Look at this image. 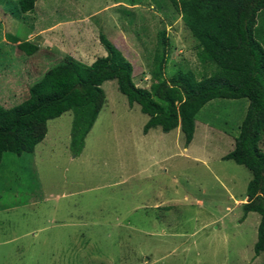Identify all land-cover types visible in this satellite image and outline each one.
<instances>
[{
    "label": "rangeland",
    "instance_id": "1",
    "mask_svg": "<svg viewBox=\"0 0 264 264\" xmlns=\"http://www.w3.org/2000/svg\"><path fill=\"white\" fill-rule=\"evenodd\" d=\"M163 29L167 79L179 71L198 79L210 73L168 0H39L27 14L18 0H0V104L24 102L67 56L87 65L106 56L101 37L123 52L135 83L148 89ZM22 41L39 51L26 55ZM102 88L106 103L81 152L72 146L67 112L48 123L35 153L4 156L0 264H264V254L255 253L261 216L242 207L253 174L223 160L249 101L208 103L187 150L180 128L145 135L149 117L129 104L117 81ZM224 134L231 139L220 141Z\"/></svg>",
    "mask_w": 264,
    "mask_h": 264
},
{
    "label": "trees",
    "instance_id": "2",
    "mask_svg": "<svg viewBox=\"0 0 264 264\" xmlns=\"http://www.w3.org/2000/svg\"><path fill=\"white\" fill-rule=\"evenodd\" d=\"M39 0H18L21 14L33 12ZM181 14L197 45V60L205 68L201 79L193 71H179L170 79L166 68L169 38L158 35L150 87H139L134 66L106 37L107 55L92 65L72 56L51 67L29 89L22 103L5 108L0 104V165L8 153L32 154L48 134V123L73 113L72 146L84 148L106 103L103 85L117 81L129 104H138L149 117L146 135L161 128L168 134L181 129L186 148L196 134V118L215 100L247 99L249 105L232 152L223 157L253 174L243 204L245 215L258 213L256 256L264 254V0H168ZM15 43L19 38H14ZM19 49L32 56L39 46L22 41Z\"/></svg>",
    "mask_w": 264,
    "mask_h": 264
},
{
    "label": "crops",
    "instance_id": "3",
    "mask_svg": "<svg viewBox=\"0 0 264 264\" xmlns=\"http://www.w3.org/2000/svg\"><path fill=\"white\" fill-rule=\"evenodd\" d=\"M37 3H38V2H37ZM36 6H37V4H36ZM34 34H35V32H33V34L30 35V36H33ZM44 34H46V33H44ZM48 35H49V34H47L46 36H48ZM247 108H248V107H247ZM151 131H152V130H151ZM151 131H150V132H151ZM150 132H149V133H150ZM149 133H148V134H149ZM148 134H147V135H148ZM195 135H196V134H195ZM235 138H236V137L232 138V141H233V145H234V147H235ZM228 139H231V138L228 137V136L225 135V134H224V135H221V137H220V141H222V142H227ZM194 140H195V138H194ZM194 140H193V142H194ZM193 142H192V144L190 145V147H189L187 150H190V148L193 146ZM232 147H233V146H232ZM232 151H233V150H232ZM232 151H231V152H232ZM34 153H35V152H34ZM245 200H246V198H245ZM245 200H244V201H245ZM244 201H243V203H245ZM238 202H239V201H238ZM238 202H237V203H238ZM257 257H259V256H257Z\"/></svg>",
    "mask_w": 264,
    "mask_h": 264
}]
</instances>
